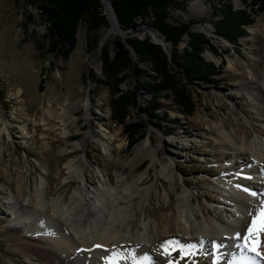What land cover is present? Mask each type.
<instances>
[{"label":"rangeland","instance_id":"obj_1","mask_svg":"<svg viewBox=\"0 0 264 264\" xmlns=\"http://www.w3.org/2000/svg\"><path fill=\"white\" fill-rule=\"evenodd\" d=\"M201 4L205 10L192 0L185 10H173L172 18L207 16L211 8L205 0ZM39 21L26 0H0V264H52L51 259L36 262L24 256L21 248L42 236V230L56 231L57 221L51 218L49 209L36 205L34 193L42 184L48 191L47 200L59 196L60 203L69 202L80 183L75 174L66 172L64 163L69 159L80 163L79 170L87 175L89 189L101 181L115 185V166L125 163L127 185L119 187L123 199L117 228L126 240L105 246V251L114 253L116 264H132L134 255L137 264H211L215 253L211 241L220 239L201 232L180 233L175 225L178 198L181 194L188 198L191 219L203 223L211 218L219 227L222 223L215 218L216 212L223 219L233 215L241 218L237 202L245 200L232 191L238 188L240 176L250 181L249 188L259 190L253 203L259 206L264 200V161L250 157L249 148L240 151L220 134L224 132L237 144L249 135L264 149V112L258 110L263 102H256L250 95L264 77V10L255 16L248 27L249 34L240 39V46L213 35L219 55L205 50L204 56L215 63L224 59L222 80L215 85H190L197 99L193 113L184 115L175 108L169 112L170 116H179L183 124H147L145 135L129 149L123 124L111 118L108 88L89 77L90 72L100 74V48L118 34L117 25L116 31L103 41V33L112 24L100 28L97 41L89 50L84 27L80 26L73 50L63 58L47 54L40 46L44 31L39 28ZM210 26L203 21L192 27L208 31ZM142 29L135 34L142 36ZM148 30L153 37L155 32ZM139 65L152 73L146 63ZM135 83L129 74L121 86L129 88ZM148 98L149 94H141L140 104ZM164 101L167 107L170 100ZM49 104L56 112H69L72 127L77 128L73 134L62 136L57 122L41 120L43 108ZM140 117L144 118L130 110L126 121H140ZM97 136L101 140H96ZM143 141L149 151L133 158L135 147ZM76 142L79 144L74 147ZM46 147L53 152H44ZM134 164L138 166L133 168ZM257 166L262 168L260 173L254 171ZM139 175L141 179L135 184L133 180ZM63 183L61 191H54ZM12 205L21 208L23 217H14ZM28 213L35 218L30 227L25 223ZM17 221L21 226L12 227ZM172 240L175 243L170 247L178 249L184 245L185 252L191 254L171 251L165 255L161 245ZM232 246L241 254L237 246ZM222 248L219 264H228L227 257L229 261L240 258ZM75 254L83 264H94L90 249ZM123 256L127 259H121ZM98 259L95 264H112L108 259Z\"/></svg>","mask_w":264,"mask_h":264},{"label":"trees","instance_id":"obj_2","mask_svg":"<svg viewBox=\"0 0 264 264\" xmlns=\"http://www.w3.org/2000/svg\"><path fill=\"white\" fill-rule=\"evenodd\" d=\"M46 23L40 46L53 57L67 58L73 50L77 31L84 27L86 49L97 41L98 30L109 26L102 0H26ZM124 35L117 34L100 48V74L89 77L109 90V106L113 121L123 124L127 148L145 135L147 124L169 127L182 125L179 116H170L171 108L190 115L197 99L190 85L212 84L222 80L225 61L208 60L205 50L219 55L214 36L240 46L255 16L264 10V0H205L211 10L201 18H172L173 10H185L192 0H108ZM107 3V2H106ZM207 21L213 28L208 34L193 30L192 24ZM150 25L151 33L159 31L168 45L155 42L149 32L139 36L141 26ZM152 30V31H151ZM134 32V33H133ZM182 43V45H181ZM139 63H146L152 73ZM136 79L133 87L121 86L127 75ZM149 94L140 104L139 96ZM165 100H170L166 107ZM171 103L173 107L171 106ZM130 110L140 121L127 122ZM164 127V126H163Z\"/></svg>","mask_w":264,"mask_h":264},{"label":"bare ground","instance_id":"obj_3","mask_svg":"<svg viewBox=\"0 0 264 264\" xmlns=\"http://www.w3.org/2000/svg\"><path fill=\"white\" fill-rule=\"evenodd\" d=\"M104 1H105V8L108 13L112 26L103 33L102 41L110 34L116 31V22L112 14L110 4L108 0H104ZM194 2L199 4L201 10L204 9L202 7L201 0H193V3ZM154 35L155 34H153V36ZM157 38L160 40L161 36L158 35ZM250 95L252 96V99H254L256 102H263L261 107H258V110L264 112V77L261 84L257 86V88H255V93H251ZM68 117L70 118L69 112H67L66 110L65 111L59 110V112H56L55 109L52 108V106L49 104L48 106L43 108V114L41 120L47 122L48 121L57 122L55 124L59 128L61 135L64 136L66 134H73L74 131L77 129L72 127L73 119H69ZM47 130H49V128H47ZM220 134H222V137L228 140L229 143L234 144L233 146H237V149H240V151L242 149L246 150L249 148L251 150L250 157L252 156L257 158L261 157V160L264 161V152H263L264 149L262 151V147L260 146L259 141L256 140L254 137H249V135L247 134L248 137L244 136L242 142L240 144L239 143L237 144L235 143V141H233V139L229 135L225 134L224 132ZM96 140H101V136H97ZM78 144L79 143L76 142L73 144V146L76 147ZM73 150L74 148L71 151ZM148 151H149V147L147 146L145 141H143L141 144L135 147V153L133 158H136L138 153H141L142 156H144ZM44 152L52 153L53 149L51 147H46L44 148ZM76 164L75 161L72 159H69L64 163L66 172L70 176L75 174L78 177V180L80 181L79 185L76 187L73 194H71L69 202L65 203L64 201H62V203H60L61 198L60 199L57 198L59 196L56 197L57 199L55 197H52L51 200H47L45 198L46 193L48 192L47 188L46 187H45L46 189L43 188L42 184L37 185L38 186L37 191H35L36 194L34 193L35 203L41 209H46V210L49 209L51 211V215L50 214L49 215L51 216L52 219H55L57 221L56 223L57 228L54 233L42 230V234H43L42 236L35 237L34 242H32L31 244L24 245L21 248V252L23 253L24 256L29 258L30 257L34 258L36 262H41L47 259H51L52 264H83L82 259H80L75 253L82 252L83 249H90V252L92 253L90 261H93L94 264L95 262H99L98 257L105 258L106 256L108 257L110 263H112V261L116 262V260L114 259L115 258L114 253L109 250L108 252L105 251L106 244L110 243L115 245L116 243H120L121 241L126 240L125 236H123L121 232L122 230H119V228H117V225L120 224L119 222H121L118 221L117 218L118 215L121 213L119 205H120V201L123 199L122 195L119 193L120 191L119 187L125 188L126 187L125 185H127V183L124 180L125 175L123 174V171L126 169L125 163L119 162L115 166V177H116L115 185L106 184L103 181H101L99 186H94L91 189H89V186L87 184L89 182L87 175H85L83 170H79L80 163L78 162ZM136 166L138 165L134 164L133 168ZM260 170L262 171V168L257 166L255 167L254 171L260 173ZM60 171L62 170L60 169ZM140 179L141 176L139 175L136 178H134L133 182L137 184ZM238 183L246 187H249L250 181H247L245 180V178H243V176H240ZM64 185L65 183L55 187L54 191H61ZM129 186L130 185L128 184V187ZM263 188L264 185L261 186V189ZM241 190L243 189L236 188L235 190L234 189L232 190L233 192L237 193L238 196L242 197L243 201L245 200L246 202V203L245 202L239 203L240 201L237 202L238 205L237 208H239V211L241 213V218L239 217L235 218L233 215V216H227L228 219H226L227 217L223 219L221 216H219V214L217 215L216 212L215 218L222 223V227L217 226L215 222L213 223L211 218L204 219L203 223L191 219L190 215H192L193 213L191 207L188 206V201H187L188 198H186L183 194H181L180 197L178 198L179 213L177 214V219L175 220V225L177 227V230L180 231V233L182 234L192 235L193 233L201 232L206 235L207 234L211 236L215 235L218 236L217 238H219L220 240L225 241V243H227V241L229 240L234 239L233 229L246 230V225L249 222V217L247 216L248 210L250 208L259 207L255 203H253L254 202L253 197L249 195V193L243 192ZM51 191H53L52 188ZM64 194H66V192H64ZM47 203H49L51 207L46 205ZM245 204L248 205V208L244 206ZM13 206L14 205H12V207ZM14 208H15L14 217L17 218L18 214L20 215V217H23L21 216L23 214L21 208L17 206H14ZM37 209H35V211ZM124 211L126 210L124 209ZM25 218H26L25 223H27L28 227H30L33 224L35 218L34 217L32 218L31 213H28V216H26ZM20 226L21 224L18 221L16 222V225L12 224V227L14 228ZM262 240H264V237H262ZM115 247L117 246H114V248ZM233 247L234 246L230 245L228 247H223L222 250L227 251L229 253L238 254L240 258L236 260L239 261L242 257V252L241 254L237 253L235 249L234 250L232 249ZM229 262H230L229 258L227 257L225 263L229 264ZM259 263L264 264V259H261Z\"/></svg>","mask_w":264,"mask_h":264},{"label":"snow or ice","instance_id":"obj_4","mask_svg":"<svg viewBox=\"0 0 264 264\" xmlns=\"http://www.w3.org/2000/svg\"><path fill=\"white\" fill-rule=\"evenodd\" d=\"M237 187L242 188L244 192L249 193L252 197H255L259 191L252 190L242 184H238ZM244 206L248 208L247 204ZM247 216L249 217V222L246 225V230L233 229L234 239L227 241V243L223 240L211 241L212 246L215 249V253L211 258V264H219L220 259L223 258L218 255L220 249L230 245L237 246L242 252V257L239 261H230L229 264H259L260 260L264 259V240H262V237H264V200L260 202L259 207L250 208L247 212ZM174 243V240L162 243L161 248L165 255H169L171 251L183 253L185 256L191 254L190 251L185 252L184 245H181L178 249L170 247V245ZM187 247L191 249L192 245L189 244ZM105 259L107 260L108 257L106 256ZM121 259H127V257L123 256ZM112 264H116V262L112 261ZM132 264H137L135 255L133 256ZM169 264H174V262L170 261Z\"/></svg>","mask_w":264,"mask_h":264},{"label":"water","instance_id":"obj_5","mask_svg":"<svg viewBox=\"0 0 264 264\" xmlns=\"http://www.w3.org/2000/svg\"><path fill=\"white\" fill-rule=\"evenodd\" d=\"M102 2H103V5H104V11H105L106 16H107V18H108V21H109V23H110V19H109L108 13H107L106 8H105V1L102 0ZM238 2H239V4H240V0H238ZM109 4H110V3H109ZM110 8H111L112 14H113V16H114V19H115V22H116V25H117V32H118V34L124 35L123 32L120 30V28H119V26H118V23H117V17H116V14H115L114 10L112 9L111 4H110ZM194 24H195V23H194ZM194 24H192V26H193ZM192 26H191V28H192L193 30H200V31H204V32H206V33H207V32H211V31L213 30V28H212L211 26H210V28H209L208 31L203 30V29H195V28L192 27ZM141 28H143V29H142V35L144 36L145 33L147 32L146 30H147L148 28H153V27L150 26V25H144V26H141ZM138 31H139V30H138ZM151 31H152V30H151ZM158 33H159V31L156 29L155 35L153 36L154 41H155V42H160V43L162 44L163 48H164L166 51H168V45H167V43L165 42V39H164L163 35H162V34L160 35V36H161V39L159 40V39L157 38L158 35H159ZM101 42H102V41H101ZM99 61H100V59H99Z\"/></svg>","mask_w":264,"mask_h":264},{"label":"built area","instance_id":"obj_6","mask_svg":"<svg viewBox=\"0 0 264 264\" xmlns=\"http://www.w3.org/2000/svg\"><path fill=\"white\" fill-rule=\"evenodd\" d=\"M39 28L40 29H42V31H44L45 32V30H46V23L44 22V21H39Z\"/></svg>","mask_w":264,"mask_h":264}]
</instances>
